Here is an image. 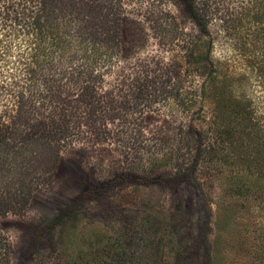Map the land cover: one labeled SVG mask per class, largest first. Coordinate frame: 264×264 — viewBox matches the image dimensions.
I'll return each instance as SVG.
<instances>
[{
	"label": "rangeland",
	"instance_id": "374dc122",
	"mask_svg": "<svg viewBox=\"0 0 264 264\" xmlns=\"http://www.w3.org/2000/svg\"><path fill=\"white\" fill-rule=\"evenodd\" d=\"M45 1L0 0V125L38 139L0 178L1 264H264V167L215 143V85L248 74L264 121V0H47L65 50L25 89Z\"/></svg>",
	"mask_w": 264,
	"mask_h": 264
},
{
	"label": "trees",
	"instance_id": "16d2710c",
	"mask_svg": "<svg viewBox=\"0 0 264 264\" xmlns=\"http://www.w3.org/2000/svg\"><path fill=\"white\" fill-rule=\"evenodd\" d=\"M63 9H59V11ZM58 10H54L49 1H45L40 13L36 15L30 28L34 34V40L24 45L23 51L26 58L25 74L23 77V87L31 88L36 81L33 74L41 68L47 60H54L56 56L64 53L65 48L60 37L46 40L47 38L42 34V26L44 21H55ZM67 27V24L64 25ZM96 40L91 42V47L84 49L80 53L83 63L86 67H91L96 59L102 56L101 50L96 45ZM8 49L6 47L0 48V56H4ZM259 83L262 85L261 93L264 94V69L259 70ZM248 75V74H246ZM244 74L239 75L241 85L236 84L233 80V86L229 93L222 87L215 85V110L217 112V129L215 135V143L217 146L216 152L223 154L228 149L238 148L241 141L249 140L248 147L244 149L243 154L238 151L239 161L246 167L258 166L264 167V121L255 118V105L252 104L251 98L247 92V82L249 77ZM217 76L215 75V81ZM20 107V106H19ZM18 108V112H19ZM38 141L35 138V132H28L21 134L15 127L14 123L10 122L6 125H0V178L9 173L10 169L17 162L18 155H20L27 146H34ZM237 142V144H235ZM247 148H249L247 150ZM230 152L224 154L228 157ZM257 178L264 180V172L257 173ZM256 178V179H257ZM21 184H19L20 186ZM2 180L0 179V188H4ZM22 187V186H21ZM7 206L6 201H0V212L4 213ZM58 213H54L49 219L50 226L59 223ZM2 236L0 233V248L3 247ZM2 257L0 255V261ZM1 264V262H0Z\"/></svg>",
	"mask_w": 264,
	"mask_h": 264
}]
</instances>
